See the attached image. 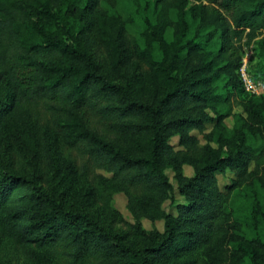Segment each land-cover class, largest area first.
<instances>
[{"label": "trees", "instance_id": "trees-1", "mask_svg": "<svg viewBox=\"0 0 264 264\" xmlns=\"http://www.w3.org/2000/svg\"><path fill=\"white\" fill-rule=\"evenodd\" d=\"M54 1L0 2V244L18 245L28 264H222L225 251L238 264L246 256V264H264V209L250 202L252 195L264 199V95H245L239 57L223 58L234 42L261 36L257 78L264 81V0H196L208 4L191 8L192 17L200 11L198 22L187 20L183 7L173 10L175 20L163 11L147 26L159 56L153 48L139 53L146 69L124 83L110 81L70 41ZM169 1L154 0L152 12ZM220 93L224 102L232 94L241 97L250 119V135L242 140L257 137L261 143L196 164L194 153L213 151L200 148L189 133L212 120L205 109ZM98 130L113 134L115 143ZM174 134L185 151L168 144ZM66 148L89 168L110 172V188L130 201L133 193L148 218L163 220V231H146L136 222L135 244L109 231L88 210L97 193H72L66 185L90 174L88 166L54 160L53 152ZM184 162L195 166L193 177H182ZM166 164L176 171L186 202L175 216L160 207L173 193ZM225 166L236 180L223 194L214 173Z\"/></svg>", "mask_w": 264, "mask_h": 264}, {"label": "rangeland", "instance_id": "rangeland-1", "mask_svg": "<svg viewBox=\"0 0 264 264\" xmlns=\"http://www.w3.org/2000/svg\"><path fill=\"white\" fill-rule=\"evenodd\" d=\"M4 1V2H2ZM40 0V3L45 4ZM154 0H55L52 7L64 15V23L70 28L69 39L78 48L82 49L90 55V57L97 64L99 71L107 77L110 81L115 83H124L132 80L140 71L146 69L143 62L138 60V55L141 52H147L153 48L154 53L159 56L157 43L151 41L149 37L150 31L147 26L151 19H155L163 15L166 11L168 15L175 20L176 14L173 10H178L183 7L187 12V20L194 19L198 22L200 11L198 10L197 17H192L191 8L202 5H208L206 1L184 0L183 2H176L175 0H168L170 3L164 9L158 8L156 13L152 12ZM5 3V0H0ZM214 7V6H212ZM216 8V7H214ZM217 9V8H216ZM209 10V9H208ZM196 11V9H195ZM152 12V15H151ZM222 16L227 18L226 14L222 12ZM147 21V23H146ZM173 30L169 29L166 35L168 42L172 40ZM188 37L191 33H188ZM261 37V36H260ZM256 38L250 43H246L245 39L236 41L232 45V49L226 53L224 57L231 55L232 57H239V68L237 76L239 77L240 70L245 67V73L253 81H262L257 78L258 69L261 61L257 56V40ZM217 47L212 48V51ZM225 62V60H222ZM241 83V88L248 97H255L247 91ZM216 84V82H215ZM214 84V85H215ZM222 82H218L221 86ZM225 97L226 90L222 91ZM264 95V94H262ZM262 95L256 96L260 97ZM205 112L212 118L211 121L206 122L202 129H193L190 135L194 136L198 141V146L204 148L209 146L213 152L205 151L193 154V160L196 164L204 162L209 158H225L232 148L244 146L248 142L261 143V138L247 139V142L242 140V137L250 135L246 132V125L249 124L250 119L243 111L241 105V97L233 94L230 96L228 102L223 101V96L219 94L218 102L212 106H208ZM222 118H218V116ZM46 120L48 117L44 115ZM46 125L47 121L42 122ZM256 125V124H255ZM102 138L115 143L116 138L113 134L106 131L98 130ZM208 136V137H207ZM179 136L174 134L171 136L168 144L175 151H185V148L180 144ZM257 147V145H255ZM59 153V156H58ZM54 160L58 162H66L69 160L75 161L79 167L88 166V176L85 181L80 179H70L65 182L74 193L78 188H87L94 190L97 193V198L89 197L88 210L90 213L98 218L109 231L118 232L123 241L126 243L135 244L136 237L133 233V227L136 222H139L142 228L146 231H163V220H152L148 218L135 202V197L128 198L127 194L122 191H116L110 188L109 180L112 179L110 172L89 168L86 161L82 160L77 153L68 149L55 150L53 152ZM61 162V163H62ZM62 163V164H63ZM255 161H251L248 165V172L254 170ZM53 169H49L52 171ZM164 173L168 178L169 183L173 187V193L170 199H166L161 203V209L171 215H177V207L181 204H186L184 196H182L178 189V180L176 178V171L171 165L166 164ZM183 178H190L194 176L195 166L184 162L180 168ZM81 175H78L80 177ZM216 180V187L219 192L225 194L232 187L236 180L235 172L229 168L224 167L223 171L214 173ZM105 180L106 182H104ZM56 190H59L58 185L61 179L55 178ZM51 182L49 187H53ZM48 187V183L46 184ZM91 191V190H90ZM85 193V192H84ZM258 196L252 195L250 202L256 206L259 205L264 209V199H257ZM245 213V212H243ZM247 213V212H246ZM33 250V249H32ZM222 264H238L236 261L230 259V252H222L220 257ZM248 257L246 256L242 263L246 264ZM0 264H28L21 248L14 243L3 240L0 244Z\"/></svg>", "mask_w": 264, "mask_h": 264}, {"label": "built area", "instance_id": "built-area-1", "mask_svg": "<svg viewBox=\"0 0 264 264\" xmlns=\"http://www.w3.org/2000/svg\"><path fill=\"white\" fill-rule=\"evenodd\" d=\"M244 69L245 67L240 70L239 77L245 89L255 96L264 94V83H262L261 81H253L247 76Z\"/></svg>", "mask_w": 264, "mask_h": 264}]
</instances>
